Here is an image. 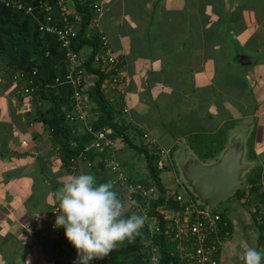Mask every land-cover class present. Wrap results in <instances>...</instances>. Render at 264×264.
Listing matches in <instances>:
<instances>
[{"label": "crops", "instance_id": "crops-1", "mask_svg": "<svg viewBox=\"0 0 264 264\" xmlns=\"http://www.w3.org/2000/svg\"><path fill=\"white\" fill-rule=\"evenodd\" d=\"M23 1L31 12L0 2L1 264H73L75 248L52 232L49 218L56 192L70 175L91 173L98 181L111 180L125 200L137 201L132 211L142 214L148 199L136 185L151 180L144 154L132 145L151 153L153 145L140 129L170 150L173 168L161 171L170 198L174 192L195 196L176 174L178 149L185 154L184 166L192 157L200 160L194 146L202 151L205 145L224 143L217 158L200 160L212 163L231 142L243 145L250 164L245 178L260 168L257 193L263 199L255 204L264 215V0H100V12L93 9V0H82L91 10L87 37L106 35L124 61L125 99L116 102L106 84L102 91L131 144L105 125L93 96L97 76L85 63L94 47L83 46L73 67L57 36L40 29L66 18L79 29L76 1ZM17 72H36L37 93L23 92L25 83L12 79ZM76 88L82 93L79 102ZM102 128L113 146L86 150ZM112 162L121 165L134 192L117 179ZM168 170L173 177L165 181ZM233 201L239 208L233 214L227 210L232 230L224 236L220 264H238L236 253L244 243L264 251L252 205ZM160 208L167 219L175 213L165 204ZM155 225V219H147L134 241L119 245V264H147L139 239L149 245Z\"/></svg>", "mask_w": 264, "mask_h": 264}, {"label": "built area", "instance_id": "built-area-1", "mask_svg": "<svg viewBox=\"0 0 264 264\" xmlns=\"http://www.w3.org/2000/svg\"><path fill=\"white\" fill-rule=\"evenodd\" d=\"M65 1V0H60ZM0 2L9 8H13L19 11L31 12L32 7L25 4L23 0H0ZM92 7L96 12L101 11L100 0H93ZM42 31L53 33L57 36L62 47L67 51V56L70 64L75 67L78 63V52L72 49V41L79 33V29L67 18L60 24L42 25L40 27ZM101 48L94 55V62L98 64V67L104 71H110L108 78L104 80L103 84L109 86L110 93L116 95L121 103L125 98L126 85L123 73L124 61L116 55L112 49L109 39L106 35H101ZM36 72L26 74L23 72H17L12 75L14 81H23V92L28 95L37 93L39 86L35 80ZM79 84V81H76ZM74 97L76 101H81L82 93L78 88L74 91ZM123 111L128 112V108L124 106ZM83 119L84 115H80ZM70 120H74V116L68 115ZM142 137L152 146L153 153L157 155V165L160 170H166L172 168L173 161L170 157V150L160 146L152 139L151 135L140 129ZM113 146V139L107 134L106 128L98 130L95 134V138L86 150H100L110 149ZM110 168L115 172L117 179L122 181L128 187H132L123 172V168L118 162H112ZM138 189L146 196L148 203L151 199L157 197V189L152 184L147 186L136 185ZM183 191H186L182 187ZM180 205V209L175 210V213L169 218H165L167 221L166 232L169 234V239L173 242L175 252L180 258L182 264H220V253L223 247L224 236L222 234V214L217 210H208L206 206H200L195 197L186 194L185 192H174V196ZM170 197H166L168 200ZM161 205L159 207H163ZM143 215H146L147 219H155L156 225L154 226V232L159 233L161 227L158 224L156 217L149 216V205H147V211L141 210ZM160 212V211H159ZM56 214H59L58 204H56L50 211V228L52 232L58 236H65L63 227L55 226ZM165 217V216H164ZM154 233V234H155ZM109 256V255H108ZM105 257V258H108ZM103 258V259H105ZM101 260H93V263L101 264ZM154 262H157L158 257H152ZM1 264V262H0Z\"/></svg>", "mask_w": 264, "mask_h": 264}, {"label": "clouds", "instance_id": "clouds-1", "mask_svg": "<svg viewBox=\"0 0 264 264\" xmlns=\"http://www.w3.org/2000/svg\"><path fill=\"white\" fill-rule=\"evenodd\" d=\"M55 199L59 209L55 226L63 227L65 238L76 250L73 264H90L107 257L125 241L131 243L147 220L146 215L132 211L135 199L125 200L111 180L98 181L91 173L70 175ZM242 248L236 253L238 264H264V251L247 243Z\"/></svg>", "mask_w": 264, "mask_h": 264}, {"label": "trees", "instance_id": "trees-1", "mask_svg": "<svg viewBox=\"0 0 264 264\" xmlns=\"http://www.w3.org/2000/svg\"><path fill=\"white\" fill-rule=\"evenodd\" d=\"M77 4V8L80 11L82 15V23L81 27L79 28V33L76 36L75 39L72 41V49L76 52H79L83 46L85 45H92L94 47V52L92 56L86 61L85 66L87 71L96 74L97 79L94 84L93 88V96L100 105V110L102 113L106 116L105 125L111 129L113 132L117 133L119 136L124 138L129 144L130 140L128 136L125 134V127L122 125H119L117 122L114 121V112H113V105H110V102L105 98V95L102 91V85L104 83V80L109 77L110 71H104L100 69L99 67H94V55L98 52V50L101 48V39L100 37H92L89 38L86 35L87 26L91 19V10L88 7V2L82 1V0H75ZM116 102H119L116 101ZM120 103V102H119ZM138 152H141L144 154L146 158V165L147 170L149 174V178L151 180V184L156 187L157 189V197L155 199L150 200L149 204V215L156 217L158 220V224L161 227V231L159 233H155L151 236V243L149 245H145L141 241V237L139 239V247L142 255L146 258L147 264H182L180 258L175 252L174 244L169 239V234L166 232V225L167 221L163 215V213L158 211L159 206L166 205L169 206L175 210L180 209V205L175 197H171L168 200L166 199V189L163 185L162 179H161V171L158 168L157 160L158 157L151 153L149 149L146 147H138L132 145ZM207 146V148H206ZM224 147V143L216 144V145H205L203 147L202 151L197 148V146H194V149H196V152H198V155L200 157V160L205 162L208 159L211 158H217V156L220 154L221 150ZM102 150V149H100ZM106 150V149H104ZM96 156L101 159L99 161L98 167L100 169L104 168L105 162L104 158L101 152L99 154H96ZM261 178L260 175V168L254 167L250 172L249 175H247V184L249 185L248 188L238 191L234 196L237 197L240 200L242 199V204L244 206H247L250 204V197L249 194L255 193L257 197L260 199H263L262 194H258L259 189V180ZM245 198V199H243ZM202 206V205H200ZM222 214L223 222H225L226 225H223L222 223V234L223 236H226L228 233L232 230V225L230 220L228 219L225 212H219ZM252 216L254 220L256 221V225L258 226V230L260 232V240H264V236L262 235L264 231V215L261 214L260 211L257 209L252 212ZM155 247L159 250V257L157 262H154L152 260L153 257V248ZM120 252L119 245L118 247L109 254L108 258L103 259L101 264H119L118 261V255ZM93 263V262H91ZM97 264V263H93Z\"/></svg>", "mask_w": 264, "mask_h": 264}, {"label": "water", "instance_id": "water-1", "mask_svg": "<svg viewBox=\"0 0 264 264\" xmlns=\"http://www.w3.org/2000/svg\"><path fill=\"white\" fill-rule=\"evenodd\" d=\"M249 168L244 161V146L233 141L212 163L192 157L182 166V175L198 203L212 211L246 188L244 173Z\"/></svg>", "mask_w": 264, "mask_h": 264}, {"label": "rangeland", "instance_id": "rangeland-1", "mask_svg": "<svg viewBox=\"0 0 264 264\" xmlns=\"http://www.w3.org/2000/svg\"><path fill=\"white\" fill-rule=\"evenodd\" d=\"M184 157H185V154L182 152V151H180L179 149H178V151L175 153V157H174V163H175V165L177 166V171H178V173H177V171H176V174L178 175V177L182 180V182L188 187V188H190L189 186H188V184H187V182H186V180H184V178H183V175H182V164H183V161H184ZM246 159L247 158H244V161H246ZM249 159V158H248ZM249 161H250V159H249ZM248 161V162H249ZM172 168H173V165H172ZM171 168V169H172ZM245 174V173H244ZM248 175H249V173H248ZM173 177V173H172V170H168V171H166L165 173H163V179L166 181V180H168V179H170V178H172ZM246 182H247V176H246ZM249 187V185L247 184V186H246V188H248ZM245 188V189H246ZM249 197H250V204H249V206L250 205H252V209H257V205L255 204L257 201H258V197H257V195L255 194V193H251V194H249ZM243 199H245V198H243ZM233 200H239L240 202H242L243 200L241 199H239V198H237V197H231V198H229V199H227L226 201H224L222 204H221V206L218 208V209H216L218 212H225V214H227V210H229L230 211V213H232V210L233 209H235L234 210V212L239 208L238 206H237V204H236V201L234 202ZM150 204V201H149V203H147V205H149ZM147 205H145L143 208H141V210H145V211H147ZM226 205H227V207H226ZM235 206H237V207H235ZM248 206V207H249ZM232 207H235V208H232ZM140 210V211H141ZM158 211H160L161 213H163V215H164V210H163V208H158ZM150 214V213H149ZM233 214V213H232ZM149 216H151V215H149ZM250 235V234H249ZM249 241V240H248ZM250 243H251V241H249ZM248 246H250V245H248Z\"/></svg>", "mask_w": 264, "mask_h": 264}]
</instances>
